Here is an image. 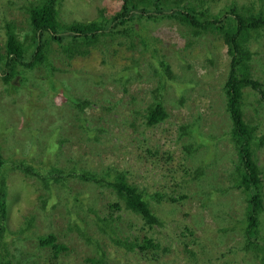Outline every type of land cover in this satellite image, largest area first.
I'll return each instance as SVG.
<instances>
[{"label": "rangeland", "instance_id": "rangeland-1", "mask_svg": "<svg viewBox=\"0 0 264 264\" xmlns=\"http://www.w3.org/2000/svg\"><path fill=\"white\" fill-rule=\"evenodd\" d=\"M10 1L16 2L13 7L8 5ZM25 1L0 0V46L4 22L14 21L20 28L28 27L27 15L21 9ZM174 1L170 0V3ZM232 3L241 10L264 11V0H181L179 4L180 7L189 5L198 10L207 9L210 14L218 16ZM120 7L121 0H64L60 17L63 23L89 21L101 12L111 17ZM133 17L137 20L135 25L118 28L126 30L127 34L103 37L84 56L68 59L53 44L55 56L52 54L50 59L58 69L54 77L65 84L62 91L67 96L87 98L91 102L85 112L90 124L98 125V134L102 138L89 141L86 132L78 126L79 111L71 102L53 99L54 102L49 103L48 92L37 91L35 97L40 104L34 107V111H29L33 106L24 103V95L28 97L29 90H35V82L27 81L11 96L0 80V150L3 157L9 160L18 158L21 163L26 161L24 164L37 173L54 166L64 170L76 166L79 170L95 169L104 174L109 166L125 173L128 181L146 196L160 193L161 203L150 200L157 207L160 225L149 228L140 216L122 212V217L131 224L128 228L133 234L147 235L159 244V252L151 253L160 256L154 264H258L252 252L243 250L238 235L221 232V229L230 227L226 224L228 218L238 217L243 212L238 203L243 198L240 190L233 188L230 191V200H224L226 206L219 203L218 197L205 207V197L200 194L203 190L200 183L232 187L236 149L231 140L225 137L213 146L199 143L197 149L188 151L186 147L195 143L184 136L182 129L190 130L187 124L195 123L201 132L212 133L213 137L228 133L224 125L228 114L222 89L229 63L226 46L214 33L196 36L190 27L177 20L165 17L155 21L137 13ZM139 28L147 30L146 34L157 33L168 41L165 56L172 67L174 84L162 93L168 117L155 126H146L144 121L146 108L158 95V85L151 79L154 73L144 56ZM259 32L258 40L251 44V65L264 90V29ZM124 70L127 71L125 81L114 79ZM46 73L47 69L40 67L31 75L41 80L47 77ZM244 92L242 104L246 119L259 138L264 139V95L250 88H245ZM56 128H61L62 145L50 156L46 142ZM57 131L56 138L60 139ZM33 146L34 152L31 153ZM210 148L214 151V159L207 161L204 174L194 180V170L211 158L206 156L211 152ZM256 159L264 173V144L259 146ZM42 163L45 165L40 166ZM5 172L9 192L7 226L16 233L8 242H12V249L21 264H97L92 261L98 255L77 232L74 220L76 217L84 225L93 219V214L87 215L85 209L77 214V205L66 200L67 192L61 190L64 188L61 183L54 185L52 190L61 199L54 197V201L46 204L48 210H42L39 208L42 197L47 195L37 175L29 174L24 166H8ZM187 184H190L189 188H185ZM69 186L73 191H81L86 202L113 197L109 193L111 189L106 190L92 182L70 179L65 187ZM184 194L188 199L179 200ZM227 206L233 208V213ZM29 221L34 222V226L26 231L23 226L26 227ZM89 229L90 235H97L94 227ZM47 234H54L58 243L66 248L58 257H55V250L50 246L42 248L38 241L39 236ZM225 238L229 240L221 243ZM104 242L109 241L104 239ZM118 248L112 244L109 247L113 260L110 264L149 263L140 258L145 256L143 254L126 255L128 261L125 263L122 253L126 251Z\"/></svg>", "mask_w": 264, "mask_h": 264}, {"label": "trees", "instance_id": "trees-1", "mask_svg": "<svg viewBox=\"0 0 264 264\" xmlns=\"http://www.w3.org/2000/svg\"><path fill=\"white\" fill-rule=\"evenodd\" d=\"M63 1L35 0L28 3L26 0L25 6L21 7L27 15L28 27L26 29L17 26L14 21L4 22L2 25L3 42L0 46V80L11 96H14L16 89L25 86L27 81L35 82L33 85L36 91L29 90L28 97L24 95L26 98L24 103L29 104L27 106H33L27 108L29 111H34V107L40 104L35 97L37 91L43 94L48 92L51 100L49 103L54 102L53 99L71 102L72 106L79 111L78 126L81 131L86 132L89 141H99L102 138V135L99 137L98 134V125L90 124L85 112L91 102L87 98L83 100L67 96L62 91L65 84L54 77L58 69L52 64V58L50 59L52 54V57L55 56L53 44L68 59L80 55L84 56L92 46L100 43L103 37L112 36L114 38L119 34H127L126 30L118 28L128 24L130 26L135 25L134 22L137 21L133 17L135 13L155 21L167 17L190 27L196 36L214 33L222 39L223 45L227 48L226 54L229 60L222 86L225 95V111L228 114L224 125L228 129V133L213 137L212 133L209 135L201 132L202 130L195 123L187 124L190 130H186L184 127L182 129L184 136L193 139L195 143L186 147L188 151L191 148L197 149L199 143L213 146L218 140L222 142L225 137L231 140L236 149L235 171L231 175L232 187H225L224 184H219V187H216L213 184L200 183L203 187L200 194L205 197L204 206L218 197L219 203L226 206L224 200L227 198L230 200V191L233 188L240 190L243 198L238 203L243 208V212L238 217L233 215V217L228 218L226 224L230 227L221 229V232L225 235L229 233L238 235L242 239L243 250L252 252L258 264H264V220L262 219L264 215V173L256 159L257 150L259 146L264 144V139L259 138L255 128L248 123L242 104L245 88H250L264 95L263 83L256 79L251 65L253 59L251 44L258 40L259 31L264 29V11L241 10L235 6V3H232L222 12V15L217 16L210 14L207 9L198 10L195 6L180 7L181 0H176L172 4L170 0H121L120 9L111 17H107L105 13L101 12L95 19L89 21L75 20L71 23H63L60 17ZM15 3L10 1L8 5L13 7ZM165 12H169V14H165ZM131 29L133 30V28ZM139 32L141 43L145 49L144 56L149 63L148 67H150L152 74L154 73L151 79L158 85L156 89L158 95L146 108L144 121L146 126H155L168 117L162 93L174 84L172 67L165 56L168 41L157 33L146 34L147 30L142 28H139ZM40 67L48 71L47 77L41 80L38 77L35 79L31 75V72ZM126 75L127 71L124 70L117 73L114 79L118 78L125 81ZM41 98L43 97L41 96ZM56 130H58L61 140L56 138ZM59 130L61 131V128H56L46 142L48 144L47 154L50 156L62 145V134ZM101 131L103 132V130ZM52 139L57 140L53 141ZM31 150L33 153L34 146L31 147ZM210 151L212 153L209 152L206 156L211 158L201 162V165L194 170L196 177L194 180L201 178L206 165L214 159L213 149L210 148ZM220 157L221 153L219 160ZM19 161L18 158L5 159L0 150V264H21L18 254L12 249V242H8L11 237L16 235L7 226L9 192L7 191L5 169L8 170V166L13 168L24 166L29 174L37 175L36 178L44 185L43 189L47 195L42 197V205L40 204L39 207L42 210H48L46 204L49 201H54V197L61 199L60 196L52 193L54 185L61 183V187H64L61 190H64V193L67 192L66 200L77 205L75 210L77 214L81 209H85L87 215L93 214V219L91 218L92 220L84 223V225L80 224L79 220L74 217L77 232L82 237L84 236L88 244L91 245L93 252L98 255V258L93 259L92 262L110 264L113 261L111 260L112 252H109L111 244L126 251L122 253L125 263L128 261L126 255L129 254L145 255L140 258L148 260V264H154V261L160 257L151 254L154 251L159 252V244L147 235L142 237L133 234L128 228L131 224L122 217L123 211L132 212L140 216L149 228L160 225L161 220L156 213L157 207L153 206L150 201L152 199L156 203H161L160 193L146 196L134 183L128 181L125 173L118 172L116 168L109 166L104 174L96 172L95 169L90 171L79 170L76 166L67 170L54 166L45 171L41 169V172L37 173L30 166L24 164L26 161L22 163ZM207 161L209 162L207 163ZM43 165L45 164L42 163L40 166ZM70 179L86 183L92 182L106 190L111 189L112 191L109 193L113 197L105 200H94L91 203L90 201L86 202L81 191H73L70 186L69 188L65 187ZM189 187L190 184H187L185 188ZM198 188L200 191L201 187L198 186ZM186 199L188 196L185 194L179 196L181 201ZM171 201L176 200L172 199ZM227 208L229 212L233 213V208L231 209L230 206ZM31 226H34V222L29 221L23 228L27 231ZM89 227H94V232H97V235H90ZM47 235L39 236L38 241L42 248L50 246L55 250V257H58V254L66 248L58 243L54 234ZM104 239L109 242L105 244ZM226 240L229 238H225L221 243Z\"/></svg>", "mask_w": 264, "mask_h": 264}]
</instances>
